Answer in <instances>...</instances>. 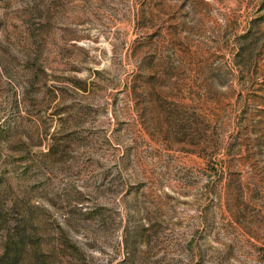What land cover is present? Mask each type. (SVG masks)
Masks as SVG:
<instances>
[{"label":"rangeland","instance_id":"1","mask_svg":"<svg viewBox=\"0 0 264 264\" xmlns=\"http://www.w3.org/2000/svg\"><path fill=\"white\" fill-rule=\"evenodd\" d=\"M41 262L264 264V0H0V264Z\"/></svg>","mask_w":264,"mask_h":264},{"label":"trees","instance_id":"2","mask_svg":"<svg viewBox=\"0 0 264 264\" xmlns=\"http://www.w3.org/2000/svg\"><path fill=\"white\" fill-rule=\"evenodd\" d=\"M57 143H53L51 145L48 146V150H47V157H52L53 155H56L57 153H61L64 154L65 150H59L58 149ZM61 147V146H60ZM44 155V156H45ZM31 228L30 230L27 228L28 225L23 226L21 229L23 230L22 232L20 231V242L22 244V248H24V251H27L29 253L28 256L30 257H36V260H34V262H37V259H39V255L38 252L39 250L42 249V244H41V238H40V234H38V226L31 224ZM27 253V254H28ZM30 259V258H29ZM41 264H45L44 262H41Z\"/></svg>","mask_w":264,"mask_h":264}]
</instances>
